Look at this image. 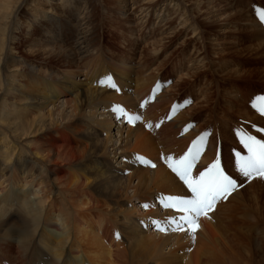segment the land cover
I'll return each instance as SVG.
<instances>
[{"label": "bare ground", "instance_id": "bare-ground-1", "mask_svg": "<svg viewBox=\"0 0 264 264\" xmlns=\"http://www.w3.org/2000/svg\"><path fill=\"white\" fill-rule=\"evenodd\" d=\"M223 2L130 0L129 13L103 0H0V264H257L264 221L242 191L201 217L194 235L173 231L179 214L164 207L185 194L179 180L188 183L197 163L198 179L220 177L217 136L207 141L202 131L215 109L214 83L205 80L202 100L187 108L173 95L202 67L224 71L206 41L220 57L229 47L240 52V35H253L257 64L264 63V26ZM97 5L128 48L147 30L148 58L182 36L186 71L162 91L164 59L152 70L124 51L103 50L101 37L92 38ZM257 16L263 23L264 13ZM244 20L250 26L236 27ZM226 29L235 36L211 39ZM251 71L225 69L231 79L218 80L227 84L226 108L259 122L246 94L230 84ZM221 129L234 148V130Z\"/></svg>", "mask_w": 264, "mask_h": 264}, {"label": "rangeland", "instance_id": "rangeland-1", "mask_svg": "<svg viewBox=\"0 0 264 264\" xmlns=\"http://www.w3.org/2000/svg\"><path fill=\"white\" fill-rule=\"evenodd\" d=\"M103 1L106 3L105 5H107L108 0H103ZM119 1L120 0H109L107 6H109L110 8L121 7L123 9H126V12H129V13L132 12L130 10V5H129L130 0H127L129 3L126 6H120ZM225 1L226 2H223V3H229L233 5L236 10H240L242 12L247 13L249 15L247 19H251L253 22H255V24H257V22L258 23L260 22L262 26H264V21L262 23L257 16V13L258 14L264 13V0H261L263 1L261 5L259 4L261 7L260 6L257 7V3H259L258 0H225ZM185 2L193 6V0H185ZM223 3H221V6L223 5ZM97 6L98 7H96L94 11V21H93V24L96 30L94 32L95 35L93 34L92 38H94L93 40H96L98 36L101 37L100 43H98V45H100L103 48V50H107V48H110L111 52H113V55H116V54L124 55L122 54V52L124 51L128 53V55L133 56L132 57L133 61H137V62L139 61L143 63L144 65L153 64L151 67L153 68L152 70H155V67L158 64V62L161 59H164V66L162 70H160L162 72L161 73V81L163 84L161 88L162 91H164L167 87H170L171 85H173L175 81L186 71L184 67H186V65L188 64V61H187L188 58L183 59L182 56H178L180 53L178 43L180 42V38L182 36L180 37L176 36L173 40L166 43V45L160 49L159 53H157L156 55L154 54L155 56L152 55L153 57L148 58L150 55L151 46L148 49L146 48L147 46H149V43L151 44V41L153 38L151 37V35L147 33V30L145 29L142 35L141 34L138 35L137 33L136 35L137 37L136 38L133 37L134 39L133 44L132 45L130 44L129 46V48L131 47L132 49L131 51H129L128 44L122 43L123 42L122 37L119 36L118 31L114 29V25L111 23V21H108V17L103 13L100 6L99 5ZM231 18H233V15L231 16ZM150 21L152 23L155 22L154 16L150 18ZM242 22L239 21L238 22L239 24L235 22L236 27H242L243 25L250 26L246 20ZM227 24H229V21L225 25ZM230 24L228 25L229 30L232 28V25ZM254 27L257 29V26H254ZM227 30L228 29H226V32H217L214 36L211 37V39L220 38L222 36L223 37L226 36L227 38H233L235 36L236 31L228 32ZM243 34L244 35H240V37L243 39L240 42L241 44L239 45L240 52L236 51L234 47H229L228 48L229 50L225 49V51H228L229 54L227 55L223 54L220 57H217L216 54L214 55L211 53V43L206 41L205 45H207V48H208V55L212 56V58L211 57L210 58L213 61H215V63L218 66H220L218 68L226 66L224 68V71L222 73L220 72V73L215 74L213 70L209 68L205 69L202 67V69H200L201 72L200 74H198V76L196 75L194 77H191L190 79H187V82H184L183 85H180L177 87L176 91L173 94L176 97L174 104H178V105L180 104L181 106L185 108L194 105L199 100H202L203 89H206L203 82L207 80L208 83H212V84L214 83L213 85L214 88L212 91H214V93L216 92V94L214 96V100H213L214 102H212L213 105L212 104L211 105L214 106L215 109L212 110V113L210 115L211 120L208 121L210 125L209 126L207 125L205 126V128H202L203 134L206 136L207 141L213 138L214 136H217V142H216L217 146L214 152V154L216 153V155L213 156L214 159L212 158L213 162L214 163L216 162L218 165L217 168H219L218 171H219L220 177H223L225 181H230L233 184V186L237 188V190L242 191V193L245 196L246 201L249 202L248 204L252 206V208L257 210V214L260 213L262 215V216L259 215L258 219H263L264 221V178H261L258 176V173L260 171H264V158L260 160L257 169H254L246 174L245 173L242 174L239 170L240 164L243 161H245L248 157L252 156V152L248 150L249 143L254 141L256 145H259L261 144V142H264V74H261V73L257 74V68H261V69L264 68V63L257 64V53H256L257 49L256 47L252 49L253 44L257 42V38H255L253 35H249V34L246 35L245 33ZM228 45L226 46L228 47ZM143 47L145 48V50L143 49L142 55L140 56V52ZM171 50L173 52L170 54ZM17 52L18 54H21V55H24L30 58L31 54L26 55V50L19 46H17ZM168 54L170 55L167 56ZM146 57L149 60H145ZM33 58L35 57L33 56ZM237 61H241V62L238 63ZM235 62H237L239 65L237 64V66H235L236 65ZM53 63H56V62H53ZM49 64L52 65L51 63ZM36 65L38 66L37 67L38 69L41 67V70H45V68L47 67L46 65H43L42 63L36 64ZM56 65H58V68L61 69V66H59L58 63H56ZM238 66L239 68H242V69H250V70L252 69V71L249 74H246L247 76L245 77V79L242 78L240 82L230 81V84L232 83V84L237 85L236 86L238 89L237 93L241 92L242 94H246V99L249 100V103L247 105H248V108H251V110L253 111L252 114H255L259 118L262 117L261 118L262 120H260L259 122L245 117L244 115L240 114V112L239 114L238 113L234 114L229 109H227L226 108L227 105L223 103V101L225 102V100H223L224 97L225 99L227 98V100H230V99L227 95H225L227 84L225 86V84H223L224 83L223 80L222 82L220 80L223 77L227 80L231 79L224 75L225 69L226 70L234 69ZM178 67H180L181 69L178 70ZM231 73H232V70H231ZM257 78H261V80H257ZM218 81H220V83H218ZM220 84L224 85V87H222V85ZM225 108L226 110H224ZM243 109L244 108H241V112L244 111ZM222 110L225 112H223ZM202 118L203 117H200L199 121L197 120V122H195V124L192 125V128H194V126L196 127L198 123H201ZM222 125L223 126L228 125L234 130L233 132L234 134H236V137H237L234 139V148L232 147L231 144L229 145L228 143H225L224 140L220 139V137L218 136L223 131V129H221L223 127ZM222 145H225V149H223ZM242 145H243L244 151H242V148H241ZM238 148H240V151H238L239 150ZM201 151L202 150L200 148V152ZM220 163H221V166L225 170L228 169L226 170L227 173L229 174L231 173L232 176L229 177L225 175L224 171L219 167ZM231 177L235 179H232ZM259 262H263L264 264V248H262L261 252L257 255V264Z\"/></svg>", "mask_w": 264, "mask_h": 264}, {"label": "snow or ice", "instance_id": "snow-or-ice-1", "mask_svg": "<svg viewBox=\"0 0 264 264\" xmlns=\"http://www.w3.org/2000/svg\"><path fill=\"white\" fill-rule=\"evenodd\" d=\"M110 87L113 90L119 89L116 83H111ZM241 148L244 151L243 145ZM248 150L252 152V156L239 166L240 172L245 174L257 169L260 160L264 158V142L259 145H256L254 141L250 142ZM220 168L226 176H231L221 166V163ZM198 171L203 170L199 169L197 163V166L192 169V179L188 183L179 180L186 189L185 194L175 196L172 203L164 205V207L174 209L179 214V221H173L175 225L173 231H184L194 235L199 228L200 218H211V214L218 210V205L226 202L237 190L230 181H225L223 177L208 174L198 179ZM258 176L264 178V171H260ZM144 207L148 206L144 205ZM160 230L164 231L163 229Z\"/></svg>", "mask_w": 264, "mask_h": 264}]
</instances>
